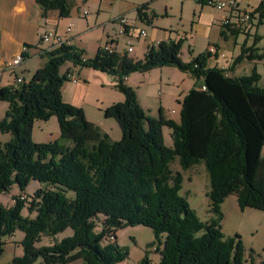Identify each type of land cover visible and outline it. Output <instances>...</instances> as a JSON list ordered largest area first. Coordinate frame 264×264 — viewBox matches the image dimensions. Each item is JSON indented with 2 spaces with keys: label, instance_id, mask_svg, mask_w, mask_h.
<instances>
[{
  "label": "trees",
  "instance_id": "trees-1",
  "mask_svg": "<svg viewBox=\"0 0 264 264\" xmlns=\"http://www.w3.org/2000/svg\"><path fill=\"white\" fill-rule=\"evenodd\" d=\"M37 2L44 18L51 12L69 18L74 6V0ZM148 7L138 8L140 19L146 17L143 11ZM228 29L238 33L233 31L237 28ZM259 41L256 38L253 46ZM184 42H161L141 61L101 49L87 60L81 50L66 42L41 50L48 61L30 82L0 87V102L10 104L0 121V132L11 135V140L0 145V195L9 193L13 185L21 192L31 181L42 185L29 203L20 196L9 208L0 203V241L17 231L24 235V256L12 264H32L40 258L45 264L78 260L121 264L129 259L130 251L117 242V233L136 226L154 232V241L138 264L246 263L239 235L225 237L222 231L221 205L234 195L240 210L264 213V87H259L255 71L240 78L231 73L245 60H264V51L259 54L244 44L228 69L211 68L210 52L184 62ZM22 57L29 59L27 52ZM68 62L114 78L116 90L125 98L103 113L120 127L119 142L89 122L82 109L63 101L62 89L69 79L60 70ZM166 67L189 74L196 83L180 102V123L147 116L136 91L126 84L130 75ZM54 117L60 140L33 142L36 121ZM165 128L172 131L171 147L165 146ZM176 159L183 171L204 164L210 181L209 220L203 222L180 194L184 178L171 169ZM25 209L33 218L23 216ZM65 231L72 235L37 248L42 238L56 239ZM149 253L159 262L151 260ZM251 259L255 264L252 255Z\"/></svg>",
  "mask_w": 264,
  "mask_h": 264
},
{
  "label": "rangeland",
  "instance_id": "rangeland-1",
  "mask_svg": "<svg viewBox=\"0 0 264 264\" xmlns=\"http://www.w3.org/2000/svg\"><path fill=\"white\" fill-rule=\"evenodd\" d=\"M123 1L125 0H115L114 5H102V7L99 8L100 12H97L98 9L96 8V6L91 7L90 10L88 6H86L91 18L88 23L92 28L89 29L90 31H88V34L86 32L85 35L77 37L78 40L76 44H80L79 42L83 40V44L81 45H83L82 48L83 50H85V53L87 55H90L94 52V47L101 39L102 32L101 29H98L100 27H93L95 20L99 18L98 22L105 23L107 22L108 16H117L116 20L118 21L120 17L119 9L125 4L123 3ZM131 1L140 6L152 3L153 5L151 9L154 10L157 16L156 18H158V24H162L163 27L178 29V31L180 32H189L192 15L194 14L195 9L194 0H128L130 4ZM107 2L111 1L108 0ZM260 2V0H253V3L255 5L253 6L254 9H258ZM127 17L131 20L129 15ZM258 27L260 31V37H262L263 39L262 41L258 42L257 47L264 49V25H260ZM145 28L148 31V37H140L138 28L137 36L133 34L135 39L131 40L132 45L136 47L137 53H142L141 48L143 47V44L145 43V41L149 40L153 32L151 27ZM106 33H109L110 36L115 37L118 33V29L117 31H115L113 25L107 24ZM243 37L246 36L243 35ZM243 37H240L238 44L243 41ZM118 43L121 49L126 46L125 40L122 37H118ZM205 45V39H196V46L201 48V50H197L199 53H204L206 49ZM49 47V44H44L39 39L37 49L47 50L49 49ZM185 49L186 50H184V58L185 60H189L190 56H187V54H189L188 49L186 47ZM199 55L200 54H198L195 58H197ZM43 60L48 61V58L45 57ZM24 61L22 62V64L24 63ZM242 64L243 65L240 64L238 70H234L236 77L240 78L249 76L253 71H255L260 76L259 87H264V60L257 62V67L254 66V62L252 61L245 60ZM20 73L21 74H19V76H22L21 78L25 79V83L30 82V80H32L33 78L30 77V75H27L25 71H22ZM146 79L148 83H146V85L145 83H143L142 86H140L141 90L139 93L141 97L140 101L144 105L146 112H149V115L147 114V116L156 119L162 117L167 120H173L176 123H180V114L182 111L180 102L188 94V88L193 86L191 76H187L179 72L175 73V75L166 72L161 76L159 70H156L150 73L149 76L146 77ZM137 80L138 77H133L132 79V81H134L135 83ZM134 82H132V85ZM15 85L18 84L15 82ZM66 86H68L66 97L69 98L71 103L68 104L75 108L82 109L84 111V114H86L88 118L97 122L98 116H102L100 118H105L104 113H99V99L105 94H122L114 88L110 89L108 87L107 89H102L101 85L95 84L90 88V93L86 97L85 93L79 94L76 92H72L73 89L71 88L72 85L70 82L66 81L63 88H65ZM131 88L135 90V88ZM9 109L10 104L8 102H0V121L6 117V113ZM105 122H109V124H112L113 129L117 133L121 134L119 130L120 127L114 119H108ZM112 135L114 134L112 133ZM163 135L165 146L171 147L173 144L172 131L169 128H165L163 129ZM60 137L61 134L59 130V123L57 119H55V117L47 122H41L40 120L36 121L33 128V142L43 144L48 143L49 141H58L60 140ZM8 140H11V135L2 134L0 132V145L7 142ZM261 162L264 164V151L262 153ZM171 169L174 173H182L184 183L183 189L180 194L187 199L189 208L196 211L203 222L209 220L211 214H209V199L207 198V193L210 190V181L208 177L209 174L207 173L204 164H200L191 170L183 171L179 165L178 160L176 159L171 163ZM41 186L42 185L38 183V181H31V183L27 186L25 192H21L17 185H13L9 193L7 192L0 195V203L3 206L9 208L13 205L14 198L21 195L28 197V199L31 200V198H33V196L35 195V192L39 190ZM69 197H74V194L69 193ZM227 199L226 203L222 206L224 218L221 221L222 231L225 234V237L233 238L234 236L239 235L242 245L245 249V264H252L251 255L255 264H260L261 261L264 260V213L262 211L248 208L240 210L238 204H236V197H234V195L230 196ZM29 200H27L28 202L26 203H29ZM23 216L33 218L34 214H30L25 209L23 210ZM71 235L72 231H65L64 233L57 236L56 239L44 237L42 238L41 243L37 244V248L51 245L53 244L54 240H60L66 236L68 237ZM23 239L24 235L22 234V232L17 231L13 236L8 238L6 237L0 241V245L3 244V253L0 255V264H12L13 260H15L16 258H22L24 256V250L21 246ZM117 239L118 243L121 246H127L130 251L129 259L121 264H138L140 258L143 256V252L147 249V246L154 241V232L151 229L142 226L129 228L126 227L117 233ZM149 257L151 260L156 261V263L159 262L158 257L154 256V254L149 253ZM32 264L45 263L40 258L37 261H34ZM72 264H83V261L78 260Z\"/></svg>",
  "mask_w": 264,
  "mask_h": 264
},
{
  "label": "crops",
  "instance_id": "crops-1",
  "mask_svg": "<svg viewBox=\"0 0 264 264\" xmlns=\"http://www.w3.org/2000/svg\"><path fill=\"white\" fill-rule=\"evenodd\" d=\"M103 1L105 0H89L86 2L83 0H74V6H72L70 17L62 19L59 17L58 12H51L46 18H44L43 9L37 2V0H0V87L15 86L16 80L22 77L19 76V74H21L20 72L22 71H25L27 75L33 77L35 72L47 63V61L43 60L46 57L42 53L43 50L41 51L37 49V45L39 43V39L41 40V37L48 32H57L58 35L65 36L67 38L68 45H71L72 47H75L83 52L84 59H93L96 56L97 52H99L101 45H103V43L106 41V38L110 36L109 33H106L107 24L113 25L115 31H117V29L119 31L120 29L116 20L117 16H108L107 22L105 23L98 22V18L95 20L93 27H100L98 29H101L102 34L100 41L94 47V52L90 55H87L85 53V50H83L82 48L83 45H81L83 44V40L79 42L80 44H76L78 40L77 37L85 35L86 32L88 34V31H90L89 29L92 28L88 23L91 18L86 6H88L89 10L91 7L96 6V8L98 9L97 12H100L99 8L102 7V5H114L115 3V0H109L111 2H107L108 0L105 2ZM260 1L261 2L259 3L258 9L262 4V0ZM237 2L239 5V9L241 10H256L253 7L255 6L253 0H237ZM123 3L125 4L119 9V16H125L127 19V16H130L131 20L128 19V23L132 26V30L128 36H121L125 40L126 46L123 49H121V47L119 46V50L121 55L126 54L129 47L128 45L130 44L134 49V53H130L127 55L129 57H132V59L135 61L143 60L145 54L148 53L149 49L153 47L156 48L161 42H178L180 39H184L185 42L182 48L181 59L184 62H190L198 54H202L197 51L201 50V48L196 46V39L203 38L206 40V49L204 53H208L209 49L212 47H215L217 50V53L215 55H212V58L208 61V66L211 68L216 66L222 69H228L232 65L234 60L238 58L239 55H241V49L244 44L245 47H251L254 45L253 42L256 38L260 39V41H262L263 39L262 37H260L258 23L256 22H254V25L249 26L247 29L238 30L237 28V30H233L237 31L238 33H232L231 29L221 26L222 20H224V18L226 17V13L223 11H218L215 8L212 9L211 7H208V5L205 3V0L204 2H202V0H194L195 9L194 14L192 15L189 32H180L178 31V29L167 28L163 27L162 24H158V18H156L157 16L154 10L151 9L153 5L152 3L148 4L149 7L143 11V14H145L146 16L144 19H140L138 16L137 10L139 7H141L140 5L134 3L133 1H131L130 4L128 0L123 1ZM83 11H87L89 16L83 17ZM70 25H72L73 31L70 35H67V29ZM145 27H151L153 32L149 40L145 41V43L143 44V47L141 48L142 53H137L136 47L132 45L131 40L135 39L134 35L137 36L138 28L140 32V30H146ZM146 32L148 37V31L146 30ZM243 35H245L246 37H243ZM240 37H243V41L238 44ZM26 46L32 47V50H27ZM257 46L258 43L253 47L259 50V52L257 53L262 54L264 49H261ZM185 47L188 49L189 54H187V56H190L189 60H185L184 58V50H186ZM25 50L28 53L29 57V59L24 61V63L26 64L23 63L22 65H19L16 70L14 69L12 71L4 69L3 64L7 60H12L22 55ZM257 62L260 61L254 62L255 67H257ZM242 63L241 65H243ZM239 67L240 65L236 66L235 70H238ZM62 68L60 70L61 74L70 73L72 76L79 79L77 83H73L71 82V80L68 81L72 85V92H76L79 94L85 93L87 97L90 93V88L95 84L101 85L102 89H107L108 87L110 89H116L114 78L109 75L102 74L100 71H96L91 68L76 66L72 62L66 63ZM156 70H159L161 76L166 72L172 73L174 75L175 73L179 72L181 74L190 76L189 74L178 71L177 68L174 67H166L163 69L158 68L150 71L149 73H136L132 76L130 75L126 80V84L135 88L138 96V102L145 110V112L146 109L140 101V86H142L143 83H145L146 85V83H148L146 81V77H148L150 73ZM231 75L236 76L235 71H233ZM133 77H138L136 83L132 81ZM191 81L193 83L192 87H194V84L196 83L194 79H192V76ZM132 82H134L133 85ZM66 87L62 90V99L65 103H70L69 98L66 97L68 86ZM192 87L188 88V92L193 89ZM101 98L98 101L100 103V114L105 112V110L112 105L122 103L125 97L123 94H105ZM148 113L149 112H146V115ZM100 117L102 116H98L97 122L88 118V116L86 115V118L89 122L97 125L102 132L108 134L115 142L120 141L122 135L117 133L113 129L112 124H109V122H105L106 120H108L107 118ZM112 133L114 135H112ZM236 204H238V202ZM223 205H221L222 214ZM211 217L212 215H210V218ZM144 256L145 251L143 252V256L140 258V260L143 259Z\"/></svg>",
  "mask_w": 264,
  "mask_h": 264
},
{
  "label": "built area",
  "instance_id": "built-area-1",
  "mask_svg": "<svg viewBox=\"0 0 264 264\" xmlns=\"http://www.w3.org/2000/svg\"><path fill=\"white\" fill-rule=\"evenodd\" d=\"M208 7H212L217 9L218 11H223L226 13V17L224 20H222V25L224 28H238V30H244L247 29L249 26L254 25V22L258 23V26L264 25V17H261L264 13V0H262L261 7L257 10L253 9H247V10H241L239 9V5L237 0H205ZM83 17H88V12L83 11L82 12ZM129 20L125 17H119L117 23L119 26V31L116 34L115 37L109 36L106 38V41L101 45V50L103 53L106 54H118L120 53L119 50V43H118V37L121 36H128L131 33L132 26L129 25ZM73 31L72 25H70L67 29V35H70ZM140 37H147L146 30H140L139 32ZM41 41L44 44H49V49H54L55 47L59 48L62 45H64L67 41V38L65 36L58 35L57 32H48L45 35L41 37ZM127 49V54L134 53L133 47L129 44ZM27 49V48H26ZM26 52V50H25ZM209 52L212 55H215L217 53V50L215 47H212L209 49ZM24 57L22 55L7 60L3 67L6 70H14L19 65L22 64L24 61ZM68 79L71 80L73 83H77L79 81L78 78L72 76L70 73L67 75ZM127 80V78L125 79ZM24 82V79L18 78L16 80L17 84H21ZM203 89H205L203 87ZM20 199L23 200V202H28V197H25L23 195L20 196ZM98 231V229H97ZM155 264V262L153 263Z\"/></svg>",
  "mask_w": 264,
  "mask_h": 264
}]
</instances>
